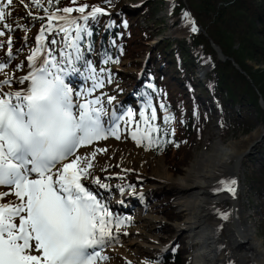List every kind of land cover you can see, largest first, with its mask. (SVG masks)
<instances>
[{
	"label": "snow or ice",
	"instance_id": "6c2138e0",
	"mask_svg": "<svg viewBox=\"0 0 264 264\" xmlns=\"http://www.w3.org/2000/svg\"><path fill=\"white\" fill-rule=\"evenodd\" d=\"M19 3L29 7L26 0ZM31 4L43 7L39 0H31ZM11 5L13 0H0V37L6 34L3 29L12 31V26L5 22L12 16L11 11H6ZM86 7H65L62 11L83 13ZM97 13L106 14L93 8L89 15L95 19ZM185 17L188 18L187 13ZM81 18L87 22L89 16ZM47 19L48 31L53 29V21H64L58 31L63 33L66 48L72 51H45L58 41L53 39L46 46V30L41 28L35 37L38 46L27 58L31 71L17 81L26 84L25 90L6 92L4 89L10 87L12 81L0 80V187L7 189L0 192V264H99L107 259L97 249L112 238V213L82 181L89 176L96 153L106 149H96L91 158L76 153L109 135L119 139L118 126L106 128L101 99L87 98L94 89L104 85L103 80L96 79L94 68L85 63L93 86L86 94L76 93L77 97L83 96L82 102L74 100L73 89L65 82L62 64L71 66L81 59L82 34L91 33L67 15L51 13ZM192 31L197 29L193 26ZM3 47L0 43V48ZM7 55L13 56L10 37ZM7 66V61L0 62V74L6 75ZM73 71L79 69L73 67ZM112 101L110 97L107 103ZM131 115L129 112L128 116ZM140 115L148 125L144 113ZM150 119L156 120L155 109ZM170 119L165 116V123ZM152 132H159V128L149 126L144 135H139V130L131 135L138 146L147 140L150 148L153 143H163L153 140ZM95 183L107 187L99 179ZM236 183L235 179L222 180L217 190L235 196ZM8 196H15L16 200L5 201ZM221 219L226 221L229 217L222 214ZM121 224L122 220L116 221L117 231Z\"/></svg>",
	"mask_w": 264,
	"mask_h": 264
},
{
	"label": "trees",
	"instance_id": "16d2710c",
	"mask_svg": "<svg viewBox=\"0 0 264 264\" xmlns=\"http://www.w3.org/2000/svg\"><path fill=\"white\" fill-rule=\"evenodd\" d=\"M137 1L46 0L48 12L84 6H87L84 12L93 8L107 12L97 13L95 19L83 20L81 24L91 33H83L81 39L88 36L91 43L100 44L105 64L113 66L129 61L135 69H140L143 63L139 57L148 56L136 88L159 105L158 109L148 106L145 111L138 112L131 124L139 130V135H144L146 127H158L159 132L150 135L163 143H153L148 148L147 140L139 146L132 140L137 147L162 157L169 167L177 168L186 151L197 142L194 139H200L202 124L211 115L209 107L220 110L219 125L222 127L233 121L231 112L239 107L238 104L253 107L264 120V111L257 103L259 94L264 102V71L251 69L242 61L253 55L264 61V0H172L168 18L176 16L179 21L187 13L200 29L195 27L197 31L193 32L191 28L179 39L162 38L154 46L149 43L164 33L161 27L167 18L157 16L158 10L164 11L167 4L164 0H140L144 1L142 6L128 5ZM209 39L219 46L227 57L225 60H217ZM234 41L237 47L232 46ZM229 58L247 77L234 68ZM199 67L207 69L203 78L195 76ZM236 81H240V87ZM234 103L237 104L233 106ZM152 109L156 111L154 121L150 119ZM141 112L148 125L141 119ZM165 116L171 118L168 123H165ZM180 243L176 240L171 244L173 256L165 264L186 261L187 257L184 259L179 254Z\"/></svg>",
	"mask_w": 264,
	"mask_h": 264
},
{
	"label": "rangeland",
	"instance_id": "374dc122",
	"mask_svg": "<svg viewBox=\"0 0 264 264\" xmlns=\"http://www.w3.org/2000/svg\"><path fill=\"white\" fill-rule=\"evenodd\" d=\"M170 1L171 0H167L166 2L170 3ZM4 2H6V0H4ZM26 2L29 3L28 8H25L23 4H20L19 0H13V5L9 6V8L6 9V11L12 12V16L7 17L5 21L12 26V31L8 32L7 29H3L6 33L4 37H6L7 40L9 39V37L11 38L13 51V56L11 58L8 57L7 40L1 42L4 44V47L0 48V62H8V66L5 69L6 74H11L13 70H20L21 67H14L15 62L17 61V63L22 65L26 61L25 59L27 58V56L35 48L34 44L30 43V41L27 40V37L29 36V38L32 40L39 34L41 28H44L46 30L49 23L47 19L48 15H50L51 13L65 14L63 11L45 12L43 8H46V0H39L40 4L43 6L42 8H37L32 5L31 0H26ZM29 12H32L33 15L29 16ZM170 13L171 12L166 11L159 12L158 10L157 16L167 17L164 19L165 23H163L161 27L164 30V33L162 35L160 34L159 37L151 41L149 43L150 46H154L160 39L168 37L170 35L169 33L172 27L175 28L176 32L171 33L170 37L179 39L180 37L186 35L184 33V27L189 20L183 19L177 22V18L175 16L173 17V20L176 21H173L174 23H170L172 22L168 18V15ZM54 24L55 21H53V25ZM78 25L80 24L78 23ZM14 35L20 36L18 39H21L22 42L19 43L17 41L18 39H15ZM62 37L63 33L59 32L55 37L57 38L58 43H56L54 47L56 49H61V51L71 52L72 50L70 48H66L65 42ZM232 46L237 47V43L234 41ZM79 55H81V59L76 61L78 62L77 65L82 69L81 74L87 77L89 82L85 87L78 88L76 92L86 94L88 89L92 88L93 86V80L91 78H88L89 72L87 70V67L85 66V63H87V65H90L95 69L96 79L104 81L103 87L94 89L92 95L87 98H100L102 101L101 106L104 108L105 114L109 115L110 113H116L117 116H120L122 121L118 127V134L120 137L119 139H116L114 136L109 135L107 139H101L89 146L80 148L77 153H79L82 149H84V151L86 152L103 148L106 149V151H104L105 156V154H108V150L110 149L107 146V143L115 141L118 148L127 147V149H129L131 147H134L135 149L141 150L143 153L142 157L140 156L141 159H144V155L149 154L152 155L155 159V162H145V173L141 175L140 172L136 169L135 164L131 162H129L130 166L127 169L121 168L119 166H108L104 163L103 158L102 161L98 163L97 169L100 172V176H102H99L98 179H101V184L105 183V181L103 180L105 179L104 176L107 173H110L112 180H114V183L116 185L122 186L125 193H137L140 195L138 199L134 200L135 207L133 208H124L120 211L116 210L114 207L110 209L113 215L112 217L114 218L112 223L113 234L111 242H108L106 246H102V248L99 249L102 256L107 257L106 260L100 261L99 264H104L105 262H110L111 260L110 255L105 252V248H108L109 246L121 248V244L123 245V243L128 240L133 227L137 224V212L141 206L147 212L151 213V215L155 216L156 219L154 224L152 225L153 227L151 228V235L154 238L158 239V244H160V247H163L164 249L161 252L145 254L139 252L133 253V250L129 248L126 249V252L134 256L136 260L144 262L143 264H165L168 260H170V257L173 256L171 244H173L176 240H180L181 252L179 254L184 259L185 257H187L186 261L182 262L181 264H187L188 262L189 264H191L193 261L192 253L197 245L189 243L190 236L187 232L176 230V225L184 222V220L187 218V211H183L181 210V208L176 206L175 199L177 194L173 189H170L167 186H163L159 182L155 181L152 175L153 166L156 164V161H161L166 171L171 173V175H183L185 173V170L191 165V163L195 161V159L201 152L208 151L211 148L213 142L218 139L221 142H227L231 139H238L241 136H248L252 131H255L256 129L259 130V133L264 128V120L258 115L253 107L246 108L245 106L238 104L239 107H235V109L231 112L233 121L231 123L229 122V124L225 123L226 125L222 127L219 125V117L221 115L220 110L218 108H215L214 110L213 108L209 107L212 110L211 115L208 118L207 122L202 124L203 130L200 139H194V141L197 142L190 146L189 151H186V156L182 158V162H179L177 168H171L167 165V161H165L162 157L154 156L150 152L143 151L132 141L133 139L131 134L136 130L134 129V126L131 124V122L135 118L136 114H138V112L140 111H145L148 106H153L158 109L159 105L157 102L151 101L147 98L138 99L134 97V88L136 86L135 84H133V80H136L138 77V71L137 69H135L136 66H134L133 64L130 65L129 61H123L119 65H113L112 67H110V65L103 64L104 57L100 49V44L96 42L91 43L89 37H84V39L80 41ZM58 57L59 56H57V59ZM260 58L261 57H259L258 55H253L250 58H244L242 61L247 66H250L251 69H260L264 71V61L260 60ZM138 60L143 61V58L139 57ZM229 60L230 62H234L231 58H229ZM239 72H242L244 74V71L241 69ZM202 76H199L198 78H202ZM109 80L111 82H109ZM236 82V84L240 87V81ZM127 95L129 97V101L127 102L131 103L122 102V100H124ZM259 95L258 97L261 98V96ZM110 97L113 98L111 104L107 103L108 98ZM78 98L80 100L81 98H83V96ZM210 103L212 104L211 101ZM236 104L234 103L233 106H235ZM126 106H129L130 109H125ZM117 109H119L120 111L118 112ZM129 112L132 113L131 117L128 116ZM240 126L249 127V129L247 131H244L241 130ZM97 153H103V151H99ZM108 156H111V158L113 157V155L111 154ZM238 162L237 176L240 184V189H238L236 195L237 203L242 211L250 212L249 221L252 223L253 228L257 233L256 235L261 238L264 243V189H262V186L264 187V136L260 144H255L251 148H248L247 153L244 156L240 157ZM221 179H223V176ZM93 182L95 183V181ZM154 183L158 185V188H156L155 190L152 189L154 187ZM94 186L96 187L94 188ZM94 186L92 188L99 191V193H102L100 191V188H104L100 187L98 184H95ZM90 191L93 192V189H91ZM217 192L219 193V191L212 192V195H216ZM113 195V193L105 195L106 197L104 196V201H112L114 199ZM138 204H141V206H139ZM216 207L217 209H219V211H222L225 209V207H228V202H218ZM164 208H168V210H165ZM117 220L123 221V224H121L118 231L115 227ZM218 224L219 225H217V230L224 236L222 228L223 223L220 222ZM225 245L228 248V251H230V244L226 243ZM127 264L134 263L128 262Z\"/></svg>",
	"mask_w": 264,
	"mask_h": 264
},
{
	"label": "bare ground",
	"instance_id": "6f19581e",
	"mask_svg": "<svg viewBox=\"0 0 264 264\" xmlns=\"http://www.w3.org/2000/svg\"><path fill=\"white\" fill-rule=\"evenodd\" d=\"M164 1L166 2L167 0ZM143 2L144 1H137L133 4L128 3V5L132 7H139L142 6ZM170 2H172V0ZM166 4L167 5L164 11L171 12L172 9L169 7V2H166ZM91 11L92 10L83 12V14L88 16V13ZM102 13L107 12L102 11ZM56 15H67L73 19H76L77 24L82 22L80 13L77 14V17L70 14ZM89 18L93 19L90 16ZM188 18H190L192 22L190 23L188 21L186 24L187 29L190 30L193 26H196L193 18L189 14ZM188 18H186L184 15L181 20H189ZM170 20L172 21L170 23H174L176 21L173 19ZM57 23H60V21H55L51 31H48L46 28V46L49 44V41L53 39L57 41V38L55 37L59 33L58 28L64 24L60 23L57 25V27H55ZM186 26L184 27L185 34L188 31ZM196 28L200 29V27ZM175 32V28L172 27L170 29V35L168 38H173L170 36L171 33ZM19 37L20 36H15V39H18ZM6 40V37H0V43ZM27 40L30 41V43H33L35 47L38 46L36 44L35 38L31 40L28 36ZM17 41L19 43L22 42L21 39H18ZM54 46L55 44H52L46 48H48V51L59 53L61 49H56ZM43 54L44 53H42V55ZM59 59L60 57H58V60ZM25 60L26 61L22 65L17 63V61L15 62L14 67H21L20 70H13L11 74H0V80L9 78L12 81L11 86L6 87L4 91L15 92L25 90L26 84H20L17 82L24 75L28 74L29 71H31V65L28 63V59ZM146 60L143 57V61L141 60L143 63L142 66L140 69H137L138 77L136 80H133L135 85L136 82L141 78ZM75 64H78V62H75ZM66 66L69 65L67 63L62 64L63 68ZM197 69H200V67ZM206 70L207 69H205V71ZM127 101H129L128 95L124 98V100H122V102ZM108 127L112 126L109 125L107 128ZM258 131L259 130L256 129L248 136H241L238 139H231L227 142H221L219 139L216 140L212 143L211 148L208 151H204L199 154L195 161L191 163V165L185 170L183 175H171V173L166 171L161 161H156V164L153 166L152 175L155 181L159 182L163 186L173 189L177 194L175 199L176 206L181 208L183 211H187V218L184 220V222L176 225V230L187 232L190 236L189 243L197 245L192 253L193 261L191 264H264V243L261 238L256 235L257 233L255 232L252 223L249 221L250 212H244L239 207L236 197L237 193L235 196H233L226 191H219V193L217 192L216 195H212V192L218 191L217 189L221 188L220 181L233 179V171H237L238 169V161L240 159L238 156L244 149L247 148V144L256 137ZM107 146L110 148L108 150V154H105L104 156V151L103 153H96L95 158L91 160L93 167L89 170L90 174L85 179L90 188L96 184L93 181L98 179L100 176L97 165L102 161V158L106 165L119 166L124 169H127L130 166L129 162L134 163L136 169L140 172V175L145 173L144 165L146 161L155 162V159L150 154L144 155V159H141L140 156L142 157V151L135 149L134 147L129 149H127V147L118 148L115 141L107 143ZM93 151L94 150L85 152L84 149H82L76 154L81 156H89L91 158V153ZM110 154L113 155L112 158L111 156H108ZM236 157L238 158L236 163L233 165L232 160ZM222 176L223 179H221ZM104 178L105 179L103 180L105 183L103 184L107 185V187L104 189L100 188V191L102 192L101 194H103V192L105 195L113 193L114 199L107 203L103 200L104 198H102L100 194H93L97 196V198L105 207L113 205L112 207L119 211L123 210L124 208L135 207L134 200L138 199L140 196L139 194L125 193L122 186L116 185L114 183L110 173H107ZM153 186V190L158 188L156 183H154ZM95 187L96 186H94V188ZM121 189H123V191H121ZM238 189H240V185ZM4 191H7V189L1 187L0 192ZM14 200H16L15 196L5 197V201L7 202ZM221 201L229 202L230 206L225 207V209L222 211H219L216 205ZM138 205L141 206V204ZM222 214H227L229 219L226 221L221 219ZM155 219V216L151 215V213L147 212L141 206L137 212V224L133 227L128 240L123 243V245L121 244V248L110 246L105 248V252L110 255L111 260L110 262H105L104 264H127L128 262H133L134 264H143L144 262L136 260L134 256L126 252V249L129 248L133 250V253L139 252L146 254L161 252L164 248L160 247V244H158V239L151 235V228L153 227L152 225L154 224ZM220 222L223 223L222 228L224 236L217 230V225H219L218 223ZM108 242H111V239L107 240L103 246H106ZM226 243L230 244V251H228V248L225 245Z\"/></svg>",
	"mask_w": 264,
	"mask_h": 264
},
{
	"label": "water",
	"instance_id": "95a60500",
	"mask_svg": "<svg viewBox=\"0 0 264 264\" xmlns=\"http://www.w3.org/2000/svg\"><path fill=\"white\" fill-rule=\"evenodd\" d=\"M186 29H187V28H186ZM184 32H185V30H184ZM209 42H210V46L212 47V49H213L214 52H215L216 58H217L218 60H220V61L225 60L227 57H225V56L222 54V52L220 51L219 47H218L216 44H214L211 40H209ZM146 57H147V56H145V59H146ZM231 64L234 66L235 69H237L238 71H240L239 67H238L234 62L231 61ZM205 69H206V67H204V68H200V69H197V70H196V74H195V76H196V77L202 76V75L204 74V72H205ZM257 103H258L259 107L264 111V103H263V101H262V99H261L260 97H258V99H257ZM263 136H264V128L261 130V132L258 133V135H257L252 141H250V142L247 144V148L244 149V150L242 151V153H240V155H239L238 157H242V155H245V154L247 153V151H248V148H251L253 145H255V144H260L261 140L263 139ZM238 157H236V158H234V159L232 160L233 165L236 163V160H237ZM232 178L235 179V180L237 181V183H236V185H235L236 193H237V191H238L237 189L239 188V185H240V184H239V180H238V176H237V171H233V176H232ZM233 198H234V197H233ZM228 206H230V203H229V202H228Z\"/></svg>",
	"mask_w": 264,
	"mask_h": 264
}]
</instances>
